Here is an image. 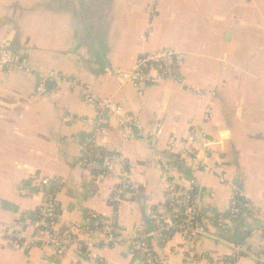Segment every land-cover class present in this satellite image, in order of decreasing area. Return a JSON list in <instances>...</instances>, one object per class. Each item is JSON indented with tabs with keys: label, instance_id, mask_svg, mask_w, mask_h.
Returning a JSON list of instances; mask_svg holds the SVG:
<instances>
[{
	"label": "crops",
	"instance_id": "1",
	"mask_svg": "<svg viewBox=\"0 0 264 264\" xmlns=\"http://www.w3.org/2000/svg\"><path fill=\"white\" fill-rule=\"evenodd\" d=\"M7 38L34 70L77 78L138 124L127 134L107 122L98 138L129 167L117 202L123 161L98 177L83 163L97 110L81 90L47 84L39 94L35 74L0 73V264H141L139 231L151 233L158 264H264V0H0V43ZM164 49L183 55L182 81L137 88L116 74ZM190 130L206 133L204 165L167 146ZM41 178L62 182L56 237L74 239L64 255L34 226ZM168 181L194 186L206 226L193 240L153 232L155 217L169 215ZM234 195L250 207L218 224ZM91 213L115 219L119 239L107 243ZM11 231L38 241L26 248Z\"/></svg>",
	"mask_w": 264,
	"mask_h": 264
},
{
	"label": "built area",
	"instance_id": "2",
	"mask_svg": "<svg viewBox=\"0 0 264 264\" xmlns=\"http://www.w3.org/2000/svg\"><path fill=\"white\" fill-rule=\"evenodd\" d=\"M183 62V55L170 49L159 50L143 54L136 59V65L130 72L117 71L116 74L125 80L131 81L135 87L140 88L143 84L150 87L156 86L160 82L182 81L179 77V66ZM14 69L32 73L37 76V92L42 94L46 92L47 84H54L57 87L67 86L70 89H80L84 101L97 110V116L94 120L95 132L89 138L85 149L83 163L91 170L95 177L114 173L117 163L123 161L118 153L100 146L98 138L100 133L105 129L107 122L115 121L127 129V134L132 130V126L138 124V119L133 114L126 113L122 107L112 98L100 96L92 91L89 85L79 82L73 76L58 73L50 70L40 72L31 68L24 59H21L16 52L13 42L7 38L0 43V73L8 74ZM207 115L208 112H207ZM156 129L150 132L155 139L162 136V124L159 123ZM206 133L203 130H190L187 134H173L167 139L168 148L180 152L186 158L190 159L193 165L201 166L205 160L201 155L202 152L211 151V148L205 143L207 140ZM199 144L201 147H197ZM125 161V160H124ZM123 161V163H124ZM129 167L124 163L120 172V185L115 190L113 200L121 201L129 185ZM207 169V168H206ZM210 173L217 172L216 168L207 169ZM224 181V178H221ZM62 182L60 179L41 178L36 180L37 190L42 195V201L38 208L34 226L45 234V240L42 244L51 246L57 254L64 255L67 245L72 242L73 237L65 239L56 237V227L59 219L65 212L58 203V193L61 189ZM167 206L169 215H157L154 221L153 232L159 234L164 239L169 237L170 232H180L185 239L193 240L205 232V222L202 213L196 203V191L193 185L185 186L175 181L166 182ZM250 202L240 205L234 195L224 213L216 217L218 224L225 221L233 220L245 207H250ZM90 218L93 226L102 230L107 243L116 241L120 236L115 234L117 226L115 219L104 221L98 214L91 213ZM150 235L148 232H137L133 237L137 239L138 253L143 256L144 261L141 264H158L155 254L151 249ZM9 239L14 243L21 244L26 248L36 245L38 240L27 241L22 238L20 233L9 232ZM241 256L240 247L236 248L232 257L237 259ZM231 260H222L219 264H231Z\"/></svg>",
	"mask_w": 264,
	"mask_h": 264
},
{
	"label": "trees",
	"instance_id": "3",
	"mask_svg": "<svg viewBox=\"0 0 264 264\" xmlns=\"http://www.w3.org/2000/svg\"><path fill=\"white\" fill-rule=\"evenodd\" d=\"M171 233V232H170Z\"/></svg>",
	"mask_w": 264,
	"mask_h": 264
}]
</instances>
